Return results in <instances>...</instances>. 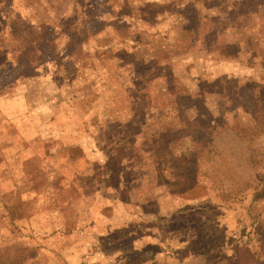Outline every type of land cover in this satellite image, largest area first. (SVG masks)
<instances>
[{
  "label": "rangeland",
  "instance_id": "rangeland-1",
  "mask_svg": "<svg viewBox=\"0 0 264 264\" xmlns=\"http://www.w3.org/2000/svg\"><path fill=\"white\" fill-rule=\"evenodd\" d=\"M221 2L0 0V264H264V0Z\"/></svg>",
  "mask_w": 264,
  "mask_h": 264
},
{
  "label": "trees",
  "instance_id": "trees-1",
  "mask_svg": "<svg viewBox=\"0 0 264 264\" xmlns=\"http://www.w3.org/2000/svg\"><path fill=\"white\" fill-rule=\"evenodd\" d=\"M212 1H215V0H212ZM226 2H228V0H223V2H221V4H219V5L209 4V6H210V8H216L219 11H221V9H224L225 7H228L229 4L228 5H224ZM237 5H238V2H235L234 6H237ZM232 6H230V8H232L234 10L235 7L234 6L232 7ZM188 33H189L188 35H192L193 34L192 30L188 31ZM252 58H253L254 61H260V63L263 64L264 63V47L263 48L262 47L257 48L256 52H252ZM136 67L137 66L134 65V68H136ZM134 68H133V72H134ZM114 105H116V103ZM113 111H114V108H113ZM125 113H127V111ZM112 115L114 117H117V114H112ZM114 122H115V118L109 117V123H114ZM125 128L128 129V130L129 129H133L132 125H130V124L125 125Z\"/></svg>",
  "mask_w": 264,
  "mask_h": 264
}]
</instances>
